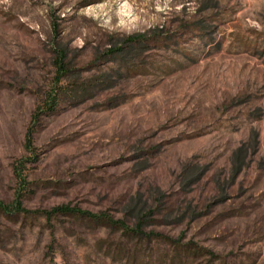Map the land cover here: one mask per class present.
<instances>
[{
    "label": "rangeland",
    "instance_id": "rangeland-1",
    "mask_svg": "<svg viewBox=\"0 0 264 264\" xmlns=\"http://www.w3.org/2000/svg\"><path fill=\"white\" fill-rule=\"evenodd\" d=\"M0 207V264H264V0H0Z\"/></svg>",
    "mask_w": 264,
    "mask_h": 264
},
{
    "label": "trees",
    "instance_id": "trees-1",
    "mask_svg": "<svg viewBox=\"0 0 264 264\" xmlns=\"http://www.w3.org/2000/svg\"><path fill=\"white\" fill-rule=\"evenodd\" d=\"M138 37H140V36H132V37H129V41H134V42H136V41H138ZM118 51L119 50H121V49H117ZM56 104V100L53 98L52 100H51V103H49V104H46V106H48L49 108H53L54 107V105ZM1 208V207H0Z\"/></svg>",
    "mask_w": 264,
    "mask_h": 264
}]
</instances>
